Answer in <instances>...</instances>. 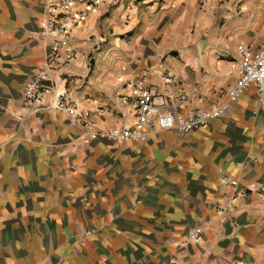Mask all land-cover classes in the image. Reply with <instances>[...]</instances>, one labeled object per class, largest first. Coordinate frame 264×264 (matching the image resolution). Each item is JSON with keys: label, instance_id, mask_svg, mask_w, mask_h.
I'll return each instance as SVG.
<instances>
[{"label": "crops", "instance_id": "crops-1", "mask_svg": "<svg viewBox=\"0 0 264 264\" xmlns=\"http://www.w3.org/2000/svg\"><path fill=\"white\" fill-rule=\"evenodd\" d=\"M48 4L0 0V264H264L256 85L191 132L102 137L136 122L143 72L165 88L161 63L189 95L182 113L227 102L239 46L264 44V0H101L61 67L41 34ZM39 72L78 109L26 106Z\"/></svg>", "mask_w": 264, "mask_h": 264}, {"label": "built area", "instance_id": "built-area-1", "mask_svg": "<svg viewBox=\"0 0 264 264\" xmlns=\"http://www.w3.org/2000/svg\"><path fill=\"white\" fill-rule=\"evenodd\" d=\"M86 3L87 7L76 10V6ZM101 0H49V14L44 20L41 34L51 44L48 63L58 67L65 65L74 56L71 50L72 30L84 23L90 12L100 5ZM65 50V54L61 50ZM241 67L239 79L229 88L228 101L215 105L210 109L191 111L186 114L180 111L181 106L189 102V95L179 88L178 77L167 70L165 64L159 65L165 88L150 83L149 72H143L139 78V93L137 98V119L133 125L115 127L102 134V137L113 141L139 140L150 137L148 128L157 130L180 129L191 132L197 126L213 119L220 118L236 102L244 91L252 84L256 85L261 102L264 104V44L256 52L252 46L241 44ZM51 96L50 101L46 102ZM174 101V102H173ZM170 103L172 109L164 110ZM24 104L39 111L42 108L54 109L63 113H72L78 109L77 103L67 90L59 91L58 84L48 83L44 72H39L27 84L24 91ZM83 116L88 117L84 112ZM89 125V122L86 123ZM264 193V185L255 188ZM192 239L202 241V231L192 234Z\"/></svg>", "mask_w": 264, "mask_h": 264}]
</instances>
